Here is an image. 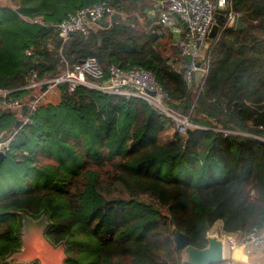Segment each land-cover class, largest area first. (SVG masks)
<instances>
[{
    "label": "trees",
    "instance_id": "trees-1",
    "mask_svg": "<svg viewBox=\"0 0 264 264\" xmlns=\"http://www.w3.org/2000/svg\"><path fill=\"white\" fill-rule=\"evenodd\" d=\"M102 1L142 15L159 0H11L0 7V89L26 101L20 87L30 70L52 76L64 67L60 55L68 64L91 57L103 69L150 70L173 108L187 112L191 89L175 59L158 49L167 28L148 30L135 16L114 15L111 28L95 26L87 38L75 32L62 43L58 23ZM230 1L245 26L209 38L208 71L190 118L198 127L165 135L172 120L144 100L84 87L69 93L61 86L59 105L30 114L22 107L29 122L19 123L3 160L31 170L38 184L0 197V264H14L6 259L21 247V213L47 217L45 238L63 245L64 264H190L173 228L197 248L217 221L228 234L264 229V0ZM17 118L1 110L0 133Z\"/></svg>",
    "mask_w": 264,
    "mask_h": 264
},
{
    "label": "built area",
    "instance_id": "built-area-1",
    "mask_svg": "<svg viewBox=\"0 0 264 264\" xmlns=\"http://www.w3.org/2000/svg\"><path fill=\"white\" fill-rule=\"evenodd\" d=\"M217 9L225 10L224 24L221 28H234L236 18L240 14L232 9L230 0H165V8L161 10L155 22L158 25L169 27L172 25V17L175 16L186 26V34L176 43L183 60L179 67H174L182 74L188 87L195 84L197 72L202 76V84L205 81L213 43L206 51H202V48L209 40ZM115 13L116 9L106 1L81 7L58 23V35L62 43L75 32L87 38L92 29L99 26L98 21L106 23L105 28H111ZM176 31L179 32V29ZM26 54L31 55L32 50L28 49ZM60 57L64 62V67L55 75L39 77L37 70L32 69L28 72L25 83L20 87L31 97L28 98V104L25 100L12 99L9 90L0 89V109L14 111L26 104L28 110L32 112L49 94L59 91V88L64 85L69 93L84 87L87 90H96L111 95L140 98L154 110L169 117L177 132L181 134L191 127H198L191 122L188 115H181L173 110L167 93L150 70L140 66L122 69L116 65L103 69L96 59L91 57L78 63L68 64L62 55ZM27 118L22 122L26 123ZM16 132L17 129H13L8 135L4 132L0 133V151L4 153L9 151L11 143L9 140L14 139ZM222 239L224 247L227 245L230 251L249 245L264 248V233L257 229L241 234L237 239H233L228 233H223ZM221 263L235 264V261L231 256H225L223 252Z\"/></svg>",
    "mask_w": 264,
    "mask_h": 264
},
{
    "label": "water",
    "instance_id": "water-1",
    "mask_svg": "<svg viewBox=\"0 0 264 264\" xmlns=\"http://www.w3.org/2000/svg\"><path fill=\"white\" fill-rule=\"evenodd\" d=\"M225 10L217 9L214 15V23L211 27L209 38H215L224 24ZM105 26L103 21L97 22ZM245 25L243 24L242 16H238L235 22V29L240 30ZM157 37V33H149L151 41ZM19 121H16L14 127L17 128ZM5 157V153L0 151V163ZM22 218L21 230V247L18 251L11 254L6 261L8 263H28L38 261L39 264H59L57 260L58 254L64 249L63 245L53 246L45 238V231L48 226V219L45 215L37 219L30 217L25 213L20 214ZM172 236L175 246L181 250L183 260L190 264H211L221 263L223 259L224 243L223 239L216 235H206V245L202 248H197L190 243L188 235L182 233L176 228L172 229Z\"/></svg>",
    "mask_w": 264,
    "mask_h": 264
},
{
    "label": "rangeland",
    "instance_id": "rangeland-1",
    "mask_svg": "<svg viewBox=\"0 0 264 264\" xmlns=\"http://www.w3.org/2000/svg\"><path fill=\"white\" fill-rule=\"evenodd\" d=\"M12 6H13V4H12L11 0H0V7H12ZM115 16H119V18L122 21L132 20V17L135 16V18L137 19V22L139 23L140 26H143L146 29L148 27V26L146 27L145 19L143 18L142 15H140V12L138 10H135V11L133 10V11L130 12V11H127L126 9H116ZM39 19L40 18L37 17L35 19V21H39ZM93 29H95V28H93ZM136 29H137V31H140L138 29V26H136ZM171 36L172 35H170V37ZM170 37L167 38L166 41L164 39L166 44H165V42H161L162 45L160 47H158V49L161 51V54L164 57H170V61H171V59H175V62H173L174 66L179 67L180 63L182 62L180 59L183 60V57L180 56V55L176 56L175 55V49L173 48V47H176V43H177L178 40L176 42H174V41L170 40ZM209 45H211V40H207L206 43H204L202 51H206V49L209 47ZM195 81H196L195 84L191 85L189 87L191 89L190 95H191V97L193 99L192 100L193 103H192L191 108L185 113H183L180 109H173L172 108L175 112H177V113H179L181 115H188L189 118H193L194 115H195L194 114L195 112H193V110H194V107L197 105L195 103H197V96H198V94L200 92V86L202 84V76L198 72L195 74ZM58 95H59L58 94V90L56 92H53V93L49 94L47 96V98L44 99L37 106L36 109H38V107L40 105H46V104H51V105H54V106L55 105H59L60 99H58ZM56 98H57V100H56ZM28 102H29V99H27L25 103L28 104ZM1 110L6 111L7 109H0V111ZM14 111L17 113V117H18L17 121H19V123L25 124L22 121L25 118H27V117L26 116L24 117V116H22L20 114L21 111H22V108L21 109H15ZM34 111H32V112H34ZM27 113L30 114L31 111H29L27 109ZM28 122H29V119L26 121V123H28ZM13 129H17V128L14 127ZM11 131H2V132L7 133V135H8L9 132H11ZM174 131L176 132L177 129L175 128V126H174V124L172 122L171 130L165 132V135H169V134L172 135V133ZM232 132L240 133V132H237V131H232ZM182 134H184V133H182ZM9 138H10V135H9ZM12 140H13V138L11 140H9V141H12ZM29 182L34 184V185L38 184V182H36V176L31 170L25 168V166L14 164L12 162V158H10V157H7L5 160L1 161V163H0V197L5 195V193H7L9 191L23 190L27 186V184H29ZM41 184H43V183H41ZM57 247H58V245L55 246V248H57ZM65 258H66V255H65L64 249H63L58 254L57 260L59 261V264H64ZM13 263L17 264V262H13Z\"/></svg>",
    "mask_w": 264,
    "mask_h": 264
},
{
    "label": "crops",
    "instance_id": "crops-1",
    "mask_svg": "<svg viewBox=\"0 0 264 264\" xmlns=\"http://www.w3.org/2000/svg\"><path fill=\"white\" fill-rule=\"evenodd\" d=\"M163 8H165V0H159L155 2V5L152 8L149 7V9L143 10L142 16L145 19L146 27L148 26L147 27L148 30L152 25L156 24L155 22L157 20V17ZM165 28H167L170 31L172 35L171 40L174 42H176L180 37H182L187 32L186 26H184L175 16L172 17V25ZM176 29H179V32H177ZM157 37H158V33H157ZM156 38L154 39V41L156 40ZM58 94H59L58 99H60L61 92L58 91ZM261 231L262 233H264V229ZM223 233L226 232L222 230L221 221L215 222L208 231V235H216L217 237L220 238L223 237ZM229 235L233 239H237L241 235V233L235 232L231 234L229 233ZM224 255L231 256V258L235 261V264H264V248L258 247L256 245H249L247 247H237L232 251H230L228 249V246L226 245V247H224ZM218 264H222V263H218Z\"/></svg>",
    "mask_w": 264,
    "mask_h": 264
},
{
    "label": "bare ground",
    "instance_id": "bare-ground-1",
    "mask_svg": "<svg viewBox=\"0 0 264 264\" xmlns=\"http://www.w3.org/2000/svg\"><path fill=\"white\" fill-rule=\"evenodd\" d=\"M217 233V232H216Z\"/></svg>",
    "mask_w": 264,
    "mask_h": 264
}]
</instances>
